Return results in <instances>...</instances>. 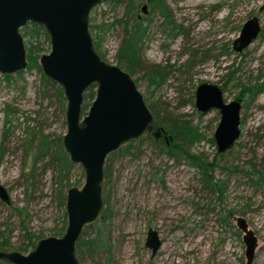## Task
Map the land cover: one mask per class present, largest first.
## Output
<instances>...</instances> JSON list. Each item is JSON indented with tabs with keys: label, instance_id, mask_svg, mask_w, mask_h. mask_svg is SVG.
<instances>
[{
	"label": "rangeland",
	"instance_id": "1",
	"mask_svg": "<svg viewBox=\"0 0 264 264\" xmlns=\"http://www.w3.org/2000/svg\"><path fill=\"white\" fill-rule=\"evenodd\" d=\"M166 2L183 30L175 37L162 27V19L157 11H151L149 0H141L139 12V16L151 21L145 59L166 75L160 84L150 81L143 72L133 77L147 104L155 107L161 119L187 121L196 130L190 152L218 164L214 175L227 180V190L222 198L210 193L202 182V170L190 158L160 153L150 140L140 146V153L114 152L106 163L109 178L103 191L108 201L104 209L109 208L110 219L97 221L110 234L112 263L247 264L243 233L236 221L243 216L258 240L250 264H264V186L255 190L245 175L222 170V166H245L254 153L259 157L264 154V87L253 97L244 92L245 86L264 84V10L259 11L264 0ZM125 12L124 4L115 5L113 0H107L95 7L90 16L98 51L116 64L123 36L120 20ZM253 15L259 17L261 31L247 49L237 53L233 41ZM37 26L30 23L21 29L26 34V47L32 45L41 49L42 54L48 53L50 37L43 27L39 30ZM14 77L8 81L0 74V183L8 189L11 199L9 204L0 199V238L9 239L13 248L18 249L24 242L25 228L42 237L57 235L64 227L66 207L59 204L51 173L44 174L42 167L35 175V189L29 188L26 193L22 176L24 151L19 141L22 130H14L6 149H1L5 107L10 104L17 110L20 122L25 117L35 118L48 132L61 137L66 132V122L57 103L44 98L36 70H25L23 76ZM228 79L223 88L225 99L240 98L242 102V134L235 146L221 155L214 138L220 112H200L195 105V93L201 83L223 87ZM76 166L71 181L82 187L85 173L81 165ZM150 228L158 230L163 240L155 256L146 246ZM88 233L94 235L95 230L89 229ZM95 260L88 258L82 264H107L104 257Z\"/></svg>",
	"mask_w": 264,
	"mask_h": 264
},
{
	"label": "water",
	"instance_id": "2",
	"mask_svg": "<svg viewBox=\"0 0 264 264\" xmlns=\"http://www.w3.org/2000/svg\"><path fill=\"white\" fill-rule=\"evenodd\" d=\"M107 0H0V74L14 75L29 67L25 38L21 29L29 23L42 26L50 37L51 49L41 54L39 64L46 77L57 83L66 99V132L62 145L74 164L82 166V187L67 190V225L60 236L40 238L27 253L1 249L0 261L11 264H82L77 244L86 226L102 218L105 202V165L107 158L129 143L153 134L159 138L164 128L153 131L154 115L133 75L97 51L90 28L92 10ZM147 6L143 10L146 12ZM264 10V3L259 11ZM261 31L260 19L253 15L243 24L233 41V50L241 53ZM96 95L83 113L84 96L91 87ZM197 109L207 114L220 112L214 138L218 153L231 150L242 134V102L227 101L218 84L204 82L195 93ZM0 199L10 203L8 189L0 183ZM243 233L247 264L255 256L257 237L247 219L236 218ZM163 244L158 230L150 228L146 246L155 256Z\"/></svg>",
	"mask_w": 264,
	"mask_h": 264
},
{
	"label": "trees",
	"instance_id": "3",
	"mask_svg": "<svg viewBox=\"0 0 264 264\" xmlns=\"http://www.w3.org/2000/svg\"><path fill=\"white\" fill-rule=\"evenodd\" d=\"M149 1L151 4V11H157L159 13L162 19L161 25L168 31L169 36L175 37L180 33H183L181 25L175 19L166 0ZM113 2L115 5L124 4L126 7L124 18L120 20L123 24V36L116 54L117 64L127 70L131 75L143 72V76L148 77L150 81L160 84L166 73L157 69L156 65L149 64L144 56L145 42L150 29L151 21L139 16L141 0H113ZM37 28H42V26H37ZM23 36L25 38L26 34H23ZM98 44V42H95L97 51L99 47ZM26 48L29 60V67L27 70H36L40 74L43 87L42 90L45 96L44 98L47 96L49 97L51 103L56 102L58 110L64 118L66 109L64 92L57 83L46 77L43 73L39 64V58L42 54V50L35 48L32 45H30L29 48ZM100 55L105 59L104 55L101 53ZM193 56L194 55H192V57L188 60L190 65H193ZM24 72L25 71H20L16 75L21 77ZM231 76L229 79H231ZM4 78L11 81L14 80L15 77L14 75L4 74ZM229 79L223 84V88L227 87L228 82L230 81ZM135 81L137 82V79ZM263 87V83L258 86L252 84L245 86L244 92L246 91L250 97H253ZM95 95L96 87L91 86L84 96V113L88 111ZM149 107L154 115L153 129L164 128L167 134L169 136L171 135L173 139L168 143L165 138L162 137L156 139V137L151 134L138 142H132L121 147L118 152L121 153L124 152V150L128 152L136 150L140 153V146L146 140H150L152 145H154L160 153L175 158L179 156L190 158L191 161L202 170V182L204 187L208 189L210 193H213L214 195L218 194V198H222L227 190V180L216 179L214 172L216 167H218V164L215 161H207L190 152V147L195 142L196 130L192 128L187 121L181 122L177 119H161L155 107L152 105H149ZM5 112L6 120L1 149H6L8 137L12 132H14V130L20 128L22 132L19 141L20 146H22L24 151L22 176H25L26 193H28L29 188L31 190L35 189V175L42 167L44 174L48 172L51 173L53 190L54 192L56 191V195L59 198V204L61 206H65L67 190L71 186H75V183H72L71 178L72 173L77 166L70 160L69 155L65 152L62 145V137L48 132L44 124L42 122H37L35 118L25 117L24 120L20 122V116H16L17 110H15L10 104L5 107ZM221 155H223V153ZM113 157L114 154H111L108 157V160H111ZM2 158L3 156L1 155L0 161ZM222 170H227L229 174L240 173L245 175L249 184L254 186L255 190H259L264 186V154L259 157V155L256 156V153H254L245 162V166H222ZM108 178L109 170L108 165L106 164L105 183ZM76 183H78V181ZM104 202L105 204L108 202L106 198L104 199ZM22 210H24V208L20 209V213H22ZM108 212L109 208H105L102 218L100 219H110ZM229 215L232 216L233 213L230 212ZM66 225L67 213H64V227L56 236H60L64 233ZM89 229L95 230L94 235L88 233ZM24 238V242H22L18 249H16L27 253L33 249L36 246L37 241L43 237L25 228ZM0 248L14 249L10 240L4 236L0 238ZM111 248L112 244L109 232L105 229V227L99 226L98 222H95L94 224L86 226L84 229L82 237L77 244V253L81 262L88 260V258H91L95 262V258L101 256L102 258L104 257L107 264H113Z\"/></svg>",
	"mask_w": 264,
	"mask_h": 264
},
{
	"label": "flooded vegetation",
	"instance_id": "4",
	"mask_svg": "<svg viewBox=\"0 0 264 264\" xmlns=\"http://www.w3.org/2000/svg\"><path fill=\"white\" fill-rule=\"evenodd\" d=\"M30 24V23H29ZM238 99H240V98H238ZM84 113V112H83ZM158 129V128H157ZM154 130H156V129H153V131ZM152 134V133H151ZM151 134H149V135H151ZM149 135H147V136H149ZM146 136V137H147ZM165 136H166V133H162V135L159 137V138H165ZM145 138V137H144ZM159 138H156V139H159ZM141 139H143V138H141ZM141 139H139V140H141ZM139 140H136V141H133V142H138ZM165 140H166V138H165ZM132 143V142H131ZM130 144V143H129ZM118 151V150H117ZM107 160H108V158H107ZM106 163H107V161H106ZM106 166V165H105Z\"/></svg>",
	"mask_w": 264,
	"mask_h": 264
},
{
	"label": "bare ground",
	"instance_id": "5",
	"mask_svg": "<svg viewBox=\"0 0 264 264\" xmlns=\"http://www.w3.org/2000/svg\"><path fill=\"white\" fill-rule=\"evenodd\" d=\"M238 53V52H237Z\"/></svg>",
	"mask_w": 264,
	"mask_h": 264
}]
</instances>
